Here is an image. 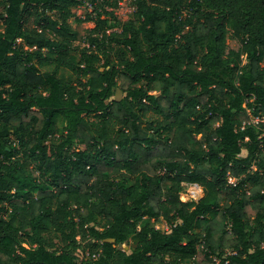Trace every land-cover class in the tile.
<instances>
[{"label":"trees","instance_id":"16d2710c","mask_svg":"<svg viewBox=\"0 0 264 264\" xmlns=\"http://www.w3.org/2000/svg\"><path fill=\"white\" fill-rule=\"evenodd\" d=\"M85 1L0 0V264H264V0Z\"/></svg>","mask_w":264,"mask_h":264},{"label":"rangeland","instance_id":"374dc122","mask_svg":"<svg viewBox=\"0 0 264 264\" xmlns=\"http://www.w3.org/2000/svg\"><path fill=\"white\" fill-rule=\"evenodd\" d=\"M93 0H86L84 4H82L79 8L74 9L75 17L84 19L86 16L93 11L92 6ZM95 4H100L105 8V10L108 12L107 15L103 16L102 20H107L106 28L107 32L112 31H118L122 27L124 23L129 21L133 18L134 12H135V0H97ZM2 9L0 8V11ZM186 18H191L192 13L189 11L185 12ZM196 20L195 18H193ZM74 28L78 30L80 33V39L77 41L76 45L83 46V40L86 39L88 33L94 29L97 28L96 21H91L87 23H83L80 25L73 24ZM0 31H3V26L0 25ZM228 44L231 48L237 49L238 43L233 39L230 38L228 40ZM125 97V94H123L120 90H116L114 92V96L112 97V100H121ZM256 120V119H254ZM254 120L252 121L254 123ZM64 126V122L61 123V127ZM247 155L246 151H243L242 156L245 157ZM228 182L230 184L236 183L237 181L235 179L229 178ZM195 190V191H194ZM201 192L199 193V189H194L192 186L183 183L182 189L180 191V197L181 200L184 202L194 201L198 202L203 198V190L200 188ZM196 191L200 195H196ZM154 224V222H152ZM143 226V225H142ZM140 226V227H142ZM154 227L161 231H168L169 228L166 224L157 223L154 224ZM137 245V239H130L123 245L119 246V250L125 251L128 254H130L134 248ZM89 248L86 246V243H81L80 248L76 251V255L79 256L80 259L84 258V256H88Z\"/></svg>","mask_w":264,"mask_h":264},{"label":"built area","instance_id":"2783aa9c","mask_svg":"<svg viewBox=\"0 0 264 264\" xmlns=\"http://www.w3.org/2000/svg\"><path fill=\"white\" fill-rule=\"evenodd\" d=\"M260 120L259 119H256V120H254V123L255 124H257L258 122H259ZM190 186H192L194 189H199V193L201 192V190H200V186L199 185H197V184H191ZM195 191V190H194ZM196 195L198 196V195H200V194H198V192L196 191ZM195 201V200H194Z\"/></svg>","mask_w":264,"mask_h":264}]
</instances>
